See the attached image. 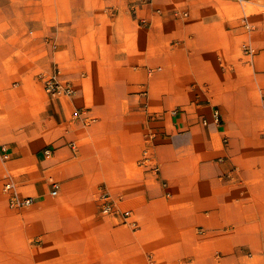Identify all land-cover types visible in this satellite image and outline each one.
<instances>
[{"label":"crops","instance_id":"obj_1","mask_svg":"<svg viewBox=\"0 0 264 264\" xmlns=\"http://www.w3.org/2000/svg\"><path fill=\"white\" fill-rule=\"evenodd\" d=\"M228 1L0 0V264H264V11Z\"/></svg>","mask_w":264,"mask_h":264},{"label":"built area","instance_id":"obj_2","mask_svg":"<svg viewBox=\"0 0 264 264\" xmlns=\"http://www.w3.org/2000/svg\"><path fill=\"white\" fill-rule=\"evenodd\" d=\"M242 1V0H239ZM131 9L135 11V5H131ZM159 11V9H157ZM141 24H147L148 21L146 19H141ZM242 54L247 55L249 57L253 56L255 54V49L251 47L250 45H244L242 47ZM39 80L42 84V89L44 93L49 96L50 98H61V97H70L74 93L73 85L69 80L63 79L59 76V71L55 70L50 73H42L39 75ZM79 115L78 111L73 112V116L77 117ZM213 121L216 125H219L221 123L220 121V115L217 109H213L211 112ZM93 120V119H92ZM203 122H206V120H203ZM46 152L49 150L46 149ZM153 170L155 172L158 171V167H153ZM8 188V186H5ZM56 185H54V189L51 191L52 195L56 194ZM32 202V198L26 197V198H18L16 195L12 194L9 198V204L11 206H24L29 205ZM101 213L103 214H116L120 213L122 214L124 219H127L130 216V210H122L120 211L118 207L114 203V199H112L109 195H106V193L103 194V200L101 202ZM129 223L136 227V221H129Z\"/></svg>","mask_w":264,"mask_h":264},{"label":"rangeland","instance_id":"obj_3","mask_svg":"<svg viewBox=\"0 0 264 264\" xmlns=\"http://www.w3.org/2000/svg\"><path fill=\"white\" fill-rule=\"evenodd\" d=\"M228 2H230V1H228ZM230 3H232V6H227L226 4H229V3L224 4V2H222L223 9L225 11H227V13L238 14V16L239 15H242V14L249 15V14H252V13L259 12V11H264V0H242V1H239V0H234L233 1L232 0ZM130 9H131V6H130ZM244 45H248V44L247 43H243V44H240L239 45V47H238V52L239 53L240 52L242 53V47ZM255 50H257V49H255ZM55 70H58V69H54V70H51V71H40L39 75L42 74V73H50V72L55 71ZM31 88L36 89V87H34V86H32ZM37 89H38V87H37ZM215 109H217V108L215 107ZM219 115H220V113H219ZM223 143H225V142H223ZM1 185H2V183H0V186ZM104 193H106V195H109L117 203L116 198H115V195L110 194L108 192H105L103 189L100 192V195L98 197V201H100V203L103 200V194ZM117 205H118V203H117ZM116 214H114V215H116ZM243 257L244 258H239V264H242L243 260L246 262V259H248L246 256H243Z\"/></svg>","mask_w":264,"mask_h":264}]
</instances>
